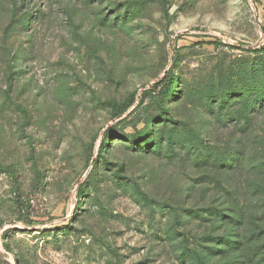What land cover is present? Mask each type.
I'll use <instances>...</instances> for the list:
<instances>
[{
    "label": "rangeland",
    "instance_id": "374dc122",
    "mask_svg": "<svg viewBox=\"0 0 264 264\" xmlns=\"http://www.w3.org/2000/svg\"><path fill=\"white\" fill-rule=\"evenodd\" d=\"M262 28L264 0H0V264H264Z\"/></svg>",
    "mask_w": 264,
    "mask_h": 264
},
{
    "label": "trees",
    "instance_id": "16d2710c",
    "mask_svg": "<svg viewBox=\"0 0 264 264\" xmlns=\"http://www.w3.org/2000/svg\"><path fill=\"white\" fill-rule=\"evenodd\" d=\"M262 33L264 34V28H262ZM217 45L219 44V42H215ZM248 51H252V48H248ZM173 83V79H172V74H171V70H169L166 74H164V76L156 83H154L151 87V90L157 91L159 93H164ZM135 102V94H131L129 96H127L124 99V102L122 104V110L126 109L128 106L132 105ZM111 105L116 106V102L115 101H111L110 102Z\"/></svg>",
    "mask_w": 264,
    "mask_h": 264
}]
</instances>
